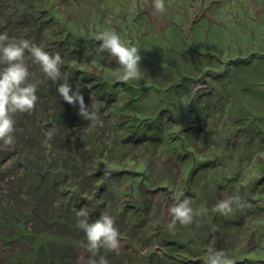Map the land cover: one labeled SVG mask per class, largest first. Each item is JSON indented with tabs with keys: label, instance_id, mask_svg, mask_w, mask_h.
Segmentation results:
<instances>
[{
	"label": "rangeland",
	"instance_id": "1",
	"mask_svg": "<svg viewBox=\"0 0 264 264\" xmlns=\"http://www.w3.org/2000/svg\"><path fill=\"white\" fill-rule=\"evenodd\" d=\"M50 9L61 21L53 22ZM244 12L259 18V25ZM186 15L188 33L201 21L192 42L212 52L185 58L171 53L175 48L191 53L174 36ZM134 17L144 33L149 31L151 45L164 48L163 60L177 57L191 73L200 71L198 64L234 70L223 95L233 94L236 102L264 116V96L245 88L264 89V0H0V264H264L255 234L260 225H250L252 232L245 234L220 229V237L195 231L193 211H225L227 193L218 192L216 203L213 189L203 183L200 196L182 199L161 183L169 175L175 179L181 167L170 153L159 145H119L116 122L125 115L110 113L114 105L107 101L116 95L100 84L108 73L117 87L121 73L129 77L130 72L114 73L116 66L104 51L101 58L76 49L84 46L79 37L108 38L107 32ZM213 24L223 29L230 24L234 32L228 30L227 36ZM55 27L66 32L64 38L52 33ZM143 52L153 55L152 48ZM131 71L137 77L145 73L136 66ZM165 74L150 78L170 84ZM204 74L196 89L219 87L213 71ZM144 106L155 108L146 101ZM258 156L264 160L262 153ZM259 194L264 204V183ZM236 209L241 212L240 205ZM232 247L238 248L235 257Z\"/></svg>",
	"mask_w": 264,
	"mask_h": 264
},
{
	"label": "trees",
	"instance_id": "2",
	"mask_svg": "<svg viewBox=\"0 0 264 264\" xmlns=\"http://www.w3.org/2000/svg\"><path fill=\"white\" fill-rule=\"evenodd\" d=\"M44 8L48 9L47 6ZM50 11L53 22L61 21L56 11L51 9ZM244 14L259 25V18L254 19L252 16L253 11L252 14L251 12H244ZM138 20L134 17L130 21H122L120 28H112L107 32L108 38L97 39L92 35L85 38L79 37L78 40L84 46L76 49L87 54L94 51V53H99L101 58L106 57V53L110 57L107 59L111 60L110 64L113 63L116 66L114 73H120L122 69H127L130 72L129 77L126 72L121 73L123 77L117 87L107 80L108 73L103 75L102 80L109 83L100 84L102 89L112 91L116 95L114 100L107 101L111 108L114 105L110 113L125 115L124 120L116 122L117 131L121 134L119 145L134 147L147 145L150 149L159 145L160 150L170 153L174 157L175 163L180 164L181 167L179 171H176L175 179L169 175L161 183L164 184L163 187L167 185V187L174 188L173 195L176 192L182 199L193 200L200 196L198 190L203 183L213 189L215 194L213 201H217L216 203H219L220 200L218 192L227 193L229 203L225 211L220 208L213 210L202 208L193 211L192 221L196 227L195 231L200 229L202 235L205 233L220 237L221 230L227 229L228 232L238 230L245 234L246 231L252 232L250 225L256 228L260 225L255 234L260 239H258L261 245L258 246L259 255L264 256V217L262 215L264 204L260 202L262 196L259 194L260 185L264 183V160L258 156L261 153L264 155V116L253 110L252 107H248L246 103L236 102V99L232 97L233 94L228 98L223 95L236 75L234 70H230L228 67L225 71H214L208 66L202 67V64H198L197 67L200 68V71L196 70V73L184 71V67L180 65L181 61L177 57L170 58L171 62L163 60L164 48L151 45L149 31L144 33V29L141 27L143 23L140 24V27L135 23ZM180 20V23L176 24L177 26L174 28V36L179 38L183 45L184 43L188 45L191 53L184 52L180 48H175L171 53L176 51L180 57L185 58V56L190 57V54L197 52L201 55L212 52L207 50L204 53L196 42H192L195 41V29L201 21H194L197 24L194 25L192 34L187 31L189 30L187 24L190 21V15H186ZM201 20L204 24L209 21L208 17ZM213 26H217L216 28H219L227 36H229L228 30L234 32V28L230 24L225 29L215 24ZM248 27L251 28V32H257L255 24L253 26L249 24ZM51 31L57 35L61 30H57L55 27ZM156 32V30L152 31L151 34ZM59 34L64 38L66 32ZM72 39H76L75 35ZM238 39L240 38L238 37L236 40ZM236 40L234 41L236 42ZM143 45L145 46L143 47ZM145 48H152L153 55L149 56L143 52ZM156 54L159 56L155 57ZM260 58H264V56L260 55ZM240 59L242 58L234 59L236 61L234 65H239L240 62L237 60ZM221 63L217 62L216 66H220ZM135 66L139 70L153 73V75L148 76L143 73V76L137 77L135 75L137 73L131 71ZM164 70L167 74L163 77L166 76L171 81L170 84H166L159 77L157 79L150 78ZM211 71H213V77L217 80L215 82L219 87L210 86L196 89L195 82L200 81L201 75L207 74V72L210 74ZM94 80L88 79V82H93V89L97 88V84H99ZM177 82L179 86L176 85ZM259 86L253 85L245 88L256 91L258 96H264V89H260ZM145 95L146 99H142ZM150 95L155 98V101ZM125 99L126 101H124ZM144 100L146 103H153L155 108L151 111L145 109ZM121 101L124 103L122 104ZM261 103L264 104V99ZM216 116L217 119H215ZM145 167L144 164L141 168L146 170ZM151 186L156 187L157 185ZM242 195L243 199L241 200ZM254 200H259L261 204H257ZM182 201L184 202V200ZM234 203H239L241 212H237L239 209L236 208L239 205L235 206ZM177 217H182V213H178ZM210 235L204 236L207 237V241L211 240ZM171 247L180 250L178 245L172 244ZM181 248L183 247L181 246ZM236 249L238 248L230 249V253L234 257L237 254ZM182 251V254L191 252L190 250ZM172 260L178 261L176 258Z\"/></svg>",
	"mask_w": 264,
	"mask_h": 264
},
{
	"label": "flooded vegetation",
	"instance_id": "3",
	"mask_svg": "<svg viewBox=\"0 0 264 264\" xmlns=\"http://www.w3.org/2000/svg\"><path fill=\"white\" fill-rule=\"evenodd\" d=\"M5 155H6V154H5ZM11 156H12V155L10 154V155H8V157H4L1 163L6 162V161H7L6 159H9ZM0 174H1V172H0Z\"/></svg>",
	"mask_w": 264,
	"mask_h": 264
}]
</instances>
